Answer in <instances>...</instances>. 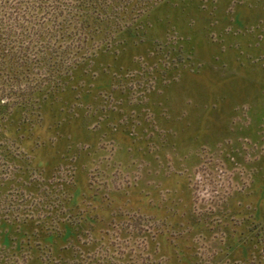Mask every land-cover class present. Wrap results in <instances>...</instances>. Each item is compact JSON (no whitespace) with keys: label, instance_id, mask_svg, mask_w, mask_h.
<instances>
[{"label":"rangeland","instance_id":"obj_1","mask_svg":"<svg viewBox=\"0 0 264 264\" xmlns=\"http://www.w3.org/2000/svg\"><path fill=\"white\" fill-rule=\"evenodd\" d=\"M131 14L8 143L0 264H234L221 231L264 226V0Z\"/></svg>","mask_w":264,"mask_h":264},{"label":"trees","instance_id":"obj_2","mask_svg":"<svg viewBox=\"0 0 264 264\" xmlns=\"http://www.w3.org/2000/svg\"><path fill=\"white\" fill-rule=\"evenodd\" d=\"M137 1L0 0V162H13L8 143L23 141L45 105L72 87L78 70L124 43ZM4 176L0 172V205L11 186ZM6 218L0 211L2 224ZM256 224L221 231L232 263L264 264V226Z\"/></svg>","mask_w":264,"mask_h":264}]
</instances>
